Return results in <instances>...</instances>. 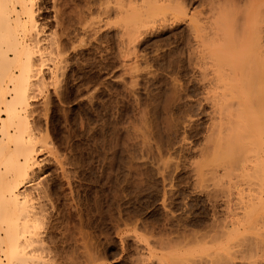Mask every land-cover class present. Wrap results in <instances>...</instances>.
I'll list each match as a JSON object with an SVG mask.
<instances>
[{
  "label": "rangeland",
  "instance_id": "obj_1",
  "mask_svg": "<svg viewBox=\"0 0 264 264\" xmlns=\"http://www.w3.org/2000/svg\"><path fill=\"white\" fill-rule=\"evenodd\" d=\"M68 1L64 6L67 24H73L80 16L91 33L94 28L97 32L93 30L96 39L94 35L85 37L84 44L73 54L72 70H67L59 84L48 90L52 95L50 111L54 114L50 137L56 147L59 145L63 151L65 148L70 169L75 170L68 187L63 179L59 180L54 165L44 169L58 186L53 196L59 211L50 235L52 254L55 252L51 263L177 264L182 259L169 262L176 256L184 257L183 264H264L262 225L241 226L237 234L244 231V240L248 234L253 239L258 237L257 241L254 239L257 244H246L247 240L231 244L226 239L231 225L241 217L246 198L255 195L256 185L237 172L239 167H233V162L216 165L210 160L215 152L211 149L214 144L210 143L213 138L210 139L209 126L218 117L212 94L220 93L221 81H216V67L208 50L221 39L213 35L215 30L211 27L216 17L227 9L232 21L238 18L234 29L239 30L243 10L250 12L258 6L256 10L262 16L264 0H171L152 21L147 16L148 1L136 0L139 4L134 3L137 6L132 9L142 14L146 26L132 27L134 32L123 37L120 17L113 16L114 7L116 10L122 5L121 0L117 6L118 0ZM45 2L51 7V0ZM104 2L108 3V12ZM179 7L189 15L194 13L195 29L189 25V15L178 14ZM217 14L220 15L215 17ZM234 29L237 36L239 31L235 33ZM261 36L262 55L254 58L256 68L264 61V31ZM261 57L262 64L258 61ZM53 89L59 95L52 94ZM39 102L41 99L37 106ZM262 211L264 214V208ZM256 227L262 230L253 231ZM213 252L222 255L211 259Z\"/></svg>",
  "mask_w": 264,
  "mask_h": 264
},
{
  "label": "bare ground",
  "instance_id": "obj_2",
  "mask_svg": "<svg viewBox=\"0 0 264 264\" xmlns=\"http://www.w3.org/2000/svg\"><path fill=\"white\" fill-rule=\"evenodd\" d=\"M67 1L68 0H51V7H48L45 0H0V264H53L51 261L55 259V252L52 254V238L50 235L54 226V216L57 215V210L59 211L58 205L53 199V196H55L54 194L58 190V186L53 181H50V172L47 173L48 170L46 169L45 172L44 169L46 165H54V172L60 178L59 180L63 179L64 182L68 184V187H71V178H73L71 176L74 175H71L72 171L70 169V162H68V156L66 157L67 154L64 152L65 148H63V151L58 148L59 145L56 147L49 134V127L54 120V114L50 111L52 95L48 90L50 86L55 87L59 84L60 77L64 76L67 70H72L71 61H73L72 57L74 52H76L79 46L81 47V45L84 44L87 39L85 37L93 36L96 31L94 28L91 33V30L84 25L86 20L84 21L83 19V22L80 16H77L73 24H67L64 11V6L67 5ZM146 1H148L147 7H149V14L147 16L152 21V19H155L164 12L166 1L169 2L171 0ZM121 2L122 5H119L121 7L117 6V3L120 4ZM121 2L119 3V0L116 1V6L119 9L116 7L117 9L115 10L114 7L113 16L119 15L120 17L122 23H119L122 24H120L122 28L119 29L122 30L121 36L123 37V35L129 36L131 33L130 31H133L131 30L133 29L132 27L140 29L139 26L141 27L144 25L145 21L142 20V14H138L132 9V7L139 4L136 3V0H121ZM259 2L257 3L258 5ZM134 3L137 5L135 4V6H133ZM106 4V11H109L108 3ZM142 5L144 6V4ZM261 6L263 5L261 4ZM257 7L252 9L253 11H245L248 13H245L243 10L242 13L245 14L241 13L239 18L241 19V21L239 20L241 22V27L238 25L241 30L240 28L237 30V27L234 29V26L237 25L238 18L236 17L237 19H233V22L229 17L230 13H226L228 12L227 9L225 10L226 12L224 11L225 13L222 11V16H218L220 14L215 15V17L218 16L216 19L213 15L212 17L215 19L214 23H211L213 25H211V27H214V29H211L215 30L213 35L218 39L221 38L222 41L221 39L219 41L217 40L219 43L214 44L213 40V47H208L211 54L209 55L212 57L213 64L216 67L214 70L215 73L213 72L216 75V81H221V84L223 83V85H218L220 93L216 90L218 93L214 91L215 93L212 94H215L213 96L214 99L209 96L213 99L214 110L216 109L218 112L217 119L215 122L210 123L209 126L210 139L213 138L212 142L209 141L214 144L211 149L215 152L212 153L213 156H211L216 158V162L214 158H209L212 160V164L214 162L217 163L216 165L219 164L218 162L222 164H225V162L226 164L233 162V167H239L237 172L239 171L243 177L247 176V178L250 179L249 183H254L256 185V188H254L255 192L253 191L255 195H253V197H251L252 195L249 196L250 198L247 197L249 199L246 198L245 205L240 215L241 217L237 220L238 222L236 224H234V222V225L232 222H229L230 225L232 224V227H230V230L226 229L229 231L226 234L227 237H225L231 244H239L241 241L243 244V241L245 243L246 240V244L248 242L253 243L254 241L255 243L257 241L256 239L258 237L254 238L255 241L251 238L252 236H248L249 234L247 235L249 240L246 236L244 240V237L241 235L245 234V232L242 230L241 231L244 233L241 232L239 234L241 238H239L237 234L240 232L241 226L250 227L255 223L264 227V214L262 211L264 208V69H261L262 65L264 68V61L263 64L260 63V60L263 58L257 59L259 63L262 64L261 66L259 65L260 68L259 66L256 68L254 65L255 56L262 55L259 54V52L262 53V46L260 47V43L262 40L261 34L262 31H264V15H259L261 12L259 13V9V11L256 10ZM85 8L86 7H84V9ZM143 8L146 9L145 6ZM180 9L181 11L179 9V11L177 10L178 14L180 12L179 15H189L187 11L182 8ZM184 9H186V7ZM80 10L82 11V8ZM85 11H87V9ZM174 11L176 12L175 9ZM217 12L220 13V11ZM77 13L79 12L77 11ZM193 14L194 13L189 15V25H191V27H194L195 23ZM231 17L235 18L234 15ZM90 26H92V24H90ZM233 29L235 33L239 31L237 32V36H234ZM93 30L95 31L93 32ZM95 36L96 35L93 37ZM209 36L211 35H208V37ZM209 42L210 41H208V43ZM210 43L208 45H211ZM201 48L206 49L203 47ZM259 63L256 62V64ZM217 84H214L215 88H217ZM52 91V94L59 95L56 89ZM38 99H41L39 106H37ZM212 113V117L215 119V113ZM66 150L68 151L69 149ZM206 151L207 150H205V153H207ZM209 158H207L208 161ZM207 160L205 159V161ZM208 166L207 164V167ZM209 168L211 167L209 166ZM228 169H230V167ZM225 170L228 171L227 167L224 168V171ZM74 171L75 170H73V172ZM237 172L234 171V175H236ZM52 174L53 173H51V176ZM240 174L239 177H242ZM243 179L245 180L246 177ZM217 184H219V182ZM248 185L250 186V184ZM248 185L245 186L248 187ZM258 221H260L259 224ZM123 224L125 223L123 222ZM259 229L262 230L261 228ZM259 229L256 227V230H253L252 228L253 231ZM215 233L216 232H214V234ZM260 233L262 234L264 232L262 231ZM222 234L219 235L223 237L225 234ZM262 235L264 237V234ZM213 238L210 241H213ZM144 240L145 238H143V242H145ZM83 242H85V240H83ZM259 242L261 241H258V243ZM228 243L226 242V244ZM169 245L170 243L168 246ZM226 249L228 250L227 246ZM167 250H169V248ZM216 252L215 254L213 252L212 256L210 253L206 255H210L211 259L214 255L216 257L222 255L221 253L216 255ZM223 252L225 251L223 250ZM199 257L198 255V258ZM187 258L192 259L191 257ZM183 259L184 257L178 258L173 256L169 262L175 263L179 260L178 262L180 263ZM70 260L74 259L71 258ZM221 260H224V258ZM160 261H162V259L159 260V262ZM178 262L176 263L178 264ZM216 262L218 263V261H215V263ZM71 264L73 263L71 262ZM159 264H162V262Z\"/></svg>",
  "mask_w": 264,
  "mask_h": 264
}]
</instances>
